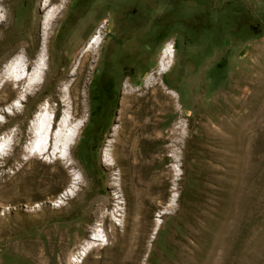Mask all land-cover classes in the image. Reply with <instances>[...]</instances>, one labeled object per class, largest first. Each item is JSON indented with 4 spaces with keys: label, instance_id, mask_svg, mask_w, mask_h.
Returning a JSON list of instances; mask_svg holds the SVG:
<instances>
[{
    "label": "rangeland",
    "instance_id": "obj_1",
    "mask_svg": "<svg viewBox=\"0 0 264 264\" xmlns=\"http://www.w3.org/2000/svg\"><path fill=\"white\" fill-rule=\"evenodd\" d=\"M41 1L0 2V49L8 28L35 36L33 53L27 42L0 58V69L34 61ZM55 20L40 85L0 125L13 143L0 157V264H36L38 255L42 264H264V0H66ZM97 28L100 51L85 52ZM166 49L170 67L158 74ZM16 85L0 111L19 95ZM40 109L41 125L72 112L83 125L62 151L67 160L23 152ZM129 143L159 166L141 211L124 193L128 174L104 165L125 160ZM72 179L76 195L60 201ZM41 181L45 193L31 190Z\"/></svg>",
    "mask_w": 264,
    "mask_h": 264
},
{
    "label": "bare ground",
    "instance_id": "obj_2",
    "mask_svg": "<svg viewBox=\"0 0 264 264\" xmlns=\"http://www.w3.org/2000/svg\"><path fill=\"white\" fill-rule=\"evenodd\" d=\"M1 1L2 0H0V2ZM52 1L53 0H42L40 2V12L42 11V12H44V14L42 13L43 16L40 17V19H39L40 44H39V47L36 51L34 61L32 63H29L28 60H21L20 61L17 59H15V60L12 59L10 61L5 62V64L0 69V84L3 83L2 87H0V102L3 101L2 96L5 97L6 95H10V94L14 95L15 94L16 91H13L10 87L11 83L17 84L16 86H21L20 88H18V90H19L18 94L19 95L8 106L9 110L0 111V125H3L7 122L6 121L7 115H13V114L19 112V110L22 106V103L25 102V98L28 97L29 95H31L38 88V86L41 83L39 81V78L41 77V75L44 72V68L42 66V58H43V52H44V44L46 43V41H45L46 37L45 36L47 35L48 31L52 28V25H53L52 23L54 21H56L55 19H57L58 14L63 10L64 4L66 3V0H59L58 5H53ZM1 11L2 10H0V12ZM4 22H7V19L6 20H0L1 25ZM32 24H33L32 28L33 27L35 28L36 20L33 19ZM29 28H28V26H25V27L18 29V30H10L8 28V31L6 33L7 36H6V39L4 40L5 41L4 45L0 49V58L3 59L5 57H7V55L9 53L15 51L18 47L23 46V44H25L27 42H29V46L26 47V51L28 52V54L33 53L32 48H34V44L30 43V41H31L30 38H34L35 36L32 37V31ZM102 41H103V38H102L101 28H97V30L94 32V35L90 38L88 43L84 46V51L86 50L85 52H88L91 54L96 53V52L98 53L100 51L99 49L102 45ZM171 57H172L171 52L168 49H166L162 53V55L159 58V62L157 64V73L158 74H161L162 72H165L168 70V68L170 67L169 62H170ZM152 75L153 74H150L148 76V78L146 79V84H148L149 81L152 80L151 79ZM63 92L60 91L59 93L62 94ZM62 102L65 103L66 100L63 99ZM143 107H144V105H143ZM150 109H152V108H150ZM146 110H147V107H146ZM142 111L143 110H141V112ZM41 113H44V111L42 109L37 110L34 113L30 122L28 123V126H29L28 134L30 135V142L26 144L25 148L23 149V152L25 154H28V155L33 153L34 155L38 156L41 159L45 158L44 160L49 161V162H51L53 160H62V161L67 160V155L66 156L62 155V151L63 150L67 151V150L71 149V147L74 143V140L79 135L83 125L75 123V119H74L75 115H74V112H72L69 114V116L63 114V119L61 120L60 123H59L60 120L55 115L54 119L52 121H49L46 124V126H44V125L40 124L41 117L43 116V114H41ZM145 113H146V111H145ZM166 113L169 114V112H166ZM121 115H123V111H122ZM139 115H141V114H139ZM145 115H148L150 118H155L157 116V113L155 110H152V111L147 110V113ZM138 117L140 118V116H138ZM130 121H131V119H130ZM123 123H124V121H123ZM48 125H50L49 128H48ZM143 125L140 126V128H139L140 131L148 133L150 131V129H147ZM158 125L159 124L157 122L155 124V126H153L152 128L150 127L151 130L155 131L156 128L158 127ZM168 125H170V124H168ZM165 128H163V129H165ZM58 129H59V131L57 133ZM68 131L70 132L71 135H70V137L65 139L64 136H66ZM123 132H124V130H123ZM119 134H122V133H119V131L117 132V135H116L117 139L115 138L116 141H114L115 144L120 142L118 139L120 137ZM8 136H9V134H7V133L0 134V157L6 156L12 149L13 143H12V140H9L7 138ZM42 139H44V141H47V142H45V143L43 142L44 144L41 145ZM164 141H165V135L162 134L160 140L157 143L162 144ZM116 151H119V150H116ZM124 151L126 153V159L125 160H120V159L116 160L117 159L116 158L115 160H112V161H115L112 165H110V164L109 165L104 164V165H106V167L109 169L112 166L113 167H116V166L119 167L120 166L123 169V171H125L128 174L127 178L128 179L130 178V186L128 187V190L125 189L124 193L129 194L130 196H134L135 201L137 202V205H138L137 209L141 211V209H143L145 207L144 204H145V201L147 199L145 197V193L147 191L145 192V190H144V188L146 187V182H148V180L150 179L149 175L151 174L152 170L157 169V168L159 169V166L157 167V166H154V164L153 165L148 164V162L145 160V158H143L141 156L139 157L137 155L136 150L133 148L131 143H129V145L127 147H124ZM153 152L155 153V150ZM161 165H162V163H161ZM154 174H156V173H154ZM123 182H125V181H123ZM47 189H48L47 183H45L43 181L34 182L31 185V190L38 191L39 193H45L47 191ZM78 189H79V181L77 179L70 180L69 185L65 189L64 193L61 194V196L59 197V200L60 201H66V200L73 198L76 195V192L78 191ZM92 205H95V203H92ZM99 207L100 206H97V205H95V207L91 206L90 211L94 209V213L96 214L100 211ZM90 211H86L83 214V217L91 216L92 213ZM88 240H89V242H92V243L97 242L96 238H94V237H89ZM85 253H86V250L83 249L82 253H80L79 256L81 257L82 254H85ZM40 256L41 255L34 257V262L36 264H42L41 260H43L45 258V257H40ZM45 260H48L47 257L45 258ZM189 264H197V263L191 261Z\"/></svg>",
    "mask_w": 264,
    "mask_h": 264
},
{
    "label": "water",
    "instance_id": "obj_3",
    "mask_svg": "<svg viewBox=\"0 0 264 264\" xmlns=\"http://www.w3.org/2000/svg\"><path fill=\"white\" fill-rule=\"evenodd\" d=\"M28 129H29V127H28ZM25 148V145L23 146V149Z\"/></svg>",
    "mask_w": 264,
    "mask_h": 264
}]
</instances>
